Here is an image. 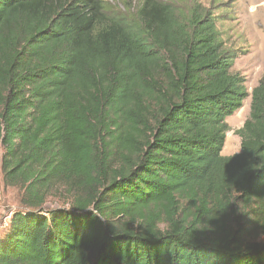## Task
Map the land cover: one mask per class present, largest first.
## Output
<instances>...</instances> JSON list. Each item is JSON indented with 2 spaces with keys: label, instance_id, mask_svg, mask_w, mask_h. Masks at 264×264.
Wrapping results in <instances>:
<instances>
[{
  "label": "trees",
  "instance_id": "trees-1",
  "mask_svg": "<svg viewBox=\"0 0 264 264\" xmlns=\"http://www.w3.org/2000/svg\"><path fill=\"white\" fill-rule=\"evenodd\" d=\"M175 8L0 0V174L23 207L0 264H264L226 222L240 199L264 218V77L249 95L214 19Z\"/></svg>",
  "mask_w": 264,
  "mask_h": 264
},
{
  "label": "rangeland",
  "instance_id": "rangeland-1",
  "mask_svg": "<svg viewBox=\"0 0 264 264\" xmlns=\"http://www.w3.org/2000/svg\"><path fill=\"white\" fill-rule=\"evenodd\" d=\"M114 13L136 12L140 0H105ZM160 3L176 7L182 16L194 9L214 19L220 40L224 47L237 58L232 68L233 73L245 79L249 95L264 77V0H157ZM175 8V9H176ZM190 15V14H189ZM251 98H247L243 107L226 119L230 128L223 156L230 153L227 148L240 151L241 140L235 134L241 129L250 113ZM71 195L64 188L55 191L49 197L45 207L49 210L70 209ZM21 191L6 187L0 174V240L14 212L22 210ZM255 208L246 206L240 199L228 212L226 222L235 231L242 229L248 242L264 243V218ZM259 216V219L258 217Z\"/></svg>",
  "mask_w": 264,
  "mask_h": 264
},
{
  "label": "crops",
  "instance_id": "crops-1",
  "mask_svg": "<svg viewBox=\"0 0 264 264\" xmlns=\"http://www.w3.org/2000/svg\"><path fill=\"white\" fill-rule=\"evenodd\" d=\"M236 114V113H235ZM226 142H227V140H226ZM226 145V144H225ZM227 146V145H226ZM225 148V147H224ZM224 150V149H223ZM227 151H229L228 153H230L228 156H233V152L235 151L234 149H233V147L232 148H227ZM223 152V151H222ZM241 152V146H240V151L238 152H236L235 154H238V153H240ZM233 153V154H232Z\"/></svg>",
  "mask_w": 264,
  "mask_h": 264
}]
</instances>
